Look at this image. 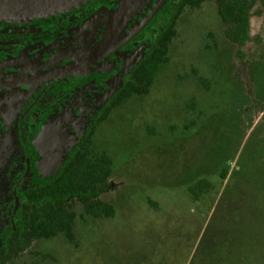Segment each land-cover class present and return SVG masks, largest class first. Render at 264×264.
I'll return each instance as SVG.
<instances>
[{
    "label": "rangeland",
    "instance_id": "374dc122",
    "mask_svg": "<svg viewBox=\"0 0 264 264\" xmlns=\"http://www.w3.org/2000/svg\"><path fill=\"white\" fill-rule=\"evenodd\" d=\"M254 1L243 58L215 0L183 9L150 92L92 137L93 153L112 158L100 199L114 216L73 203L76 242L35 240L13 264H264V0ZM36 89L0 91V235L24 154L12 126L26 102L15 96ZM201 179L212 187L195 199L187 187Z\"/></svg>",
    "mask_w": 264,
    "mask_h": 264
},
{
    "label": "flooded vegetation",
    "instance_id": "af4514ba",
    "mask_svg": "<svg viewBox=\"0 0 264 264\" xmlns=\"http://www.w3.org/2000/svg\"><path fill=\"white\" fill-rule=\"evenodd\" d=\"M121 1L92 0L55 16L25 22H0V80L41 75L86 59L99 45ZM158 1L132 0L110 37L108 47L111 49L95 64L61 78L0 88L4 92L30 85L37 87L30 96H15L26 102L12 126L24 153L19 163V174L24 168L21 177L27 168L26 153L30 141L46 128L43 145H38L29 156V172L23 182L31 175V181L37 183L51 173L65 153L81 141L86 127L107 101L112 100L125 74L141 57L142 39L134 40V37L146 24L129 40L121 42ZM63 102L66 104L60 111L62 106L59 109L58 106ZM48 107L41 115V109L44 111ZM46 113L49 114L46 116ZM230 178L228 175L221 180L227 185ZM21 184L17 187V194ZM189 187L188 194L192 195ZM10 222L11 216L4 231Z\"/></svg>",
    "mask_w": 264,
    "mask_h": 264
},
{
    "label": "trees",
    "instance_id": "16d2710c",
    "mask_svg": "<svg viewBox=\"0 0 264 264\" xmlns=\"http://www.w3.org/2000/svg\"><path fill=\"white\" fill-rule=\"evenodd\" d=\"M204 1L206 0H167L134 37V40L142 39L141 57L125 74L114 91L112 100L107 101L86 127L81 141L65 153L62 161L43 180L34 183L30 175L20 185L17 194L19 206L12 220L15 228L2 237L0 264H13L14 259L38 239L51 238L62 233L70 243H75L73 228L76 213L71 210L73 203L80 204L85 214L94 218L114 216V206L100 199V195L110 188L112 158L103 152L93 153L92 137L114 108L132 95L142 96L150 92L156 74L167 61L168 45L174 36L178 17L185 7L198 8ZM215 1L221 20L226 26L225 35L238 46L237 56L243 58L241 49L249 40L250 15L258 14L257 11L252 12L255 1ZM204 81L199 77L201 84ZM22 173L12 185L19 181ZM226 173L227 170L224 169L220 176L223 178ZM211 187L208 180L201 179L188 190L198 199ZM12 211L13 208L8 214L9 217ZM12 223H9L7 230L12 229Z\"/></svg>",
    "mask_w": 264,
    "mask_h": 264
},
{
    "label": "water",
    "instance_id": "95a60500",
    "mask_svg": "<svg viewBox=\"0 0 264 264\" xmlns=\"http://www.w3.org/2000/svg\"><path fill=\"white\" fill-rule=\"evenodd\" d=\"M90 1L92 0H0V22H25L37 18L55 16L71 11L77 7H81ZM131 1L132 0H122L120 2L108 24V27L99 45L93 51V53L89 55L86 59L70 66H67L65 68L41 75L19 79L0 80V88H10L15 86L42 82L54 78H61L95 64L98 60L104 58L107 52L111 49L108 47L110 37L112 36L119 22L121 21V18L123 17ZM166 1L167 0H159L157 4L152 8L151 12L146 16V18L121 43H124L125 41L129 40L132 36L137 34ZM45 131L46 128L42 129L39 134L36 135L30 141L29 148L26 153V171L12 189V194L14 196V207L11 215V220H13V215L15 214L19 206L17 187L20 183L23 182L29 172V156L32 154V152L38 145H43V141L45 140ZM14 228L15 224L12 223V229L6 230L1 234L0 247L3 235L11 233Z\"/></svg>",
    "mask_w": 264,
    "mask_h": 264
}]
</instances>
